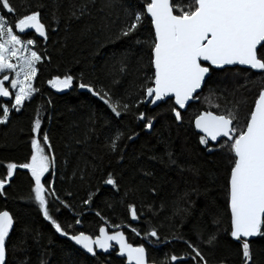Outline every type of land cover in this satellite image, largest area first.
Wrapping results in <instances>:
<instances>
[{
	"label": "trees",
	"instance_id": "trees-1",
	"mask_svg": "<svg viewBox=\"0 0 264 264\" xmlns=\"http://www.w3.org/2000/svg\"><path fill=\"white\" fill-rule=\"evenodd\" d=\"M56 2L60 7L55 20L53 0H11L16 11L0 13L14 26L17 18L42 4L41 20L48 33L47 41L33 30L22 34L23 39L37 41L33 48L45 59L38 64L33 81L38 91L25 101L21 111L12 109L8 121L0 124V178L6 175L7 163L20 164L30 158L31 124L39 109L38 139L42 142L47 133L52 149L49 154L54 156V167L45 173L42 183L46 188L51 183L59 198L71 206L64 208L49 197L50 213L65 230L95 236L104 224L109 230L123 229L130 243L145 246L147 260L153 264H167V257L173 254L184 258V264H195L185 240L200 248L207 264H243L241 243L229 235L227 179L231 153L224 146L225 139L216 144L208 142L211 151L200 145L201 134L196 132L193 120L202 111L221 114L239 102L234 121L239 131L264 88V73L239 66L214 68L186 109L180 110L183 120L177 123L170 114L169 103L155 107L136 103L141 98V85L152 73L150 43L154 33L150 18L132 40L109 39L110 34L118 32L120 21L116 12L109 15L108 11H100L102 0L89 4L90 14L79 20H68V0ZM142 2L124 0L125 6L133 9ZM189 2L171 0L174 13L179 14L175 11L177 6L186 7ZM121 58H125L126 71L114 72ZM66 74L74 77L72 88L57 91L48 85L53 76ZM80 82L97 90H109L113 101L128 103L130 110L117 117L99 97L80 89L77 86ZM13 96L0 97V107L11 108ZM140 111L156 116L149 132L135 118ZM117 132L123 133L119 143L123 151L112 153L107 145ZM129 136L133 138L129 140ZM43 147L48 151L47 145ZM168 151L173 153L175 164L169 162ZM109 173L118 187L104 183ZM31 186L30 174L18 168L5 185L4 195H0V210H8L14 217L6 240L9 264H16L25 256L30 264H39L41 258L46 264H125L113 252L86 255L68 237L56 233L38 206L28 199ZM90 194H93L91 202L83 204ZM129 204L136 209V220L128 212ZM78 218L81 228L75 223ZM26 227L31 230L27 251L17 252ZM152 229L157 231L156 237L147 235ZM210 233L217 236L212 246L204 242ZM249 243L250 264H264V234Z\"/></svg>",
	"mask_w": 264,
	"mask_h": 264
},
{
	"label": "snow or ice",
	"instance_id": "snow-or-ice-1",
	"mask_svg": "<svg viewBox=\"0 0 264 264\" xmlns=\"http://www.w3.org/2000/svg\"><path fill=\"white\" fill-rule=\"evenodd\" d=\"M94 0H68V20H79L89 15V4ZM53 19L57 18L60 5L53 0ZM39 5L37 10L28 11L10 24L6 15L0 14V97L13 96V91L5 86V81L11 80L10 88L14 90L11 108L7 105L0 107V124H5L12 109L21 111L25 101L33 98L38 91L33 81L38 74V64L45 57L34 50L37 41L33 38L23 39L26 30H33L38 37L48 40L47 26L41 20ZM12 14L16 11L11 0H0V13ZM100 11L117 13L120 27L117 33H112L109 39L132 40L150 18L151 30L154 33L150 43V67L152 73L145 83L141 85V98L137 105L148 103L170 104V114L177 123L182 122L181 109L193 97L198 89L202 88L206 76L215 69L225 65H243L249 70H258L264 73V0H190L186 7L175 9L170 0H143L135 9L125 6L124 0H102ZM122 14V18H121ZM107 28V25H105ZM140 41L137 40V43ZM15 61V62H13ZM119 67L114 72L126 71L125 58L118 61ZM5 73H14L11 77ZM48 85L57 91L70 89L74 85L72 75L53 76L47 81ZM80 89H87L111 109L117 117L121 112H128L130 105L119 100L113 101L107 89L97 90L91 84L80 82ZM239 102L232 108H227L221 114L201 112L195 117L194 126L202 135L199 144L208 148V142L218 138H226L224 146L231 153L230 173L227 179V207L230 211L231 230L229 235L241 243L243 264H250L251 251L248 238L264 234V88H261L255 99L254 106L246 117L244 126L238 131L234 125L237 119ZM136 120L143 123V128L151 130L156 116H149L140 111ZM146 121V122H145ZM41 130L39 109L37 116L31 124V155L24 163L6 164V175L0 178V195H4L5 185L10 183L14 170L26 169L31 176L32 186L28 197L34 202L44 220L50 222L52 228L61 236H66L87 253L96 255V250L108 252L115 242L119 246L118 255L127 257V264H146V249L143 245L133 246L125 239L124 233L114 231L109 234L104 226L99 228V235L95 237L83 231L69 233L50 213L49 197L55 198L64 208L71 206L60 199L53 185L45 186L42 177L49 169L54 167V156L46 154L43 145L48 146L52 152L47 133L43 141L38 139ZM137 135L133 133V136ZM133 136H129L131 140ZM123 133L117 132L107 145L112 153L122 152L119 143ZM211 151V148H208ZM169 162L175 164L173 153H167ZM122 158V157H121ZM155 159V157H151ZM105 184L113 188L118 187L111 173L108 174ZM47 193V195H46ZM93 194L83 200L87 205L91 202ZM59 208L56 209L58 213ZM179 211H187L180 209ZM128 212L136 220L137 212L134 205H128ZM98 216L99 212L96 213ZM77 225L81 224L76 219ZM14 226V217L8 210H0V264H9L6 238ZM69 228L72 225H68ZM114 227L119 228V225ZM218 227V225H217ZM31 230H23L17 252L27 251V237ZM133 232H139L133 228ZM148 236L158 235L155 229L147 233ZM182 239V238H181ZM217 240L215 233H210L204 241L212 246ZM190 250L191 260L195 264H207V260L200 248L192 242L185 240ZM179 261L184 264V258L173 254L167 257V264ZM16 264H30L29 258L24 257ZM39 264H46L41 258Z\"/></svg>",
	"mask_w": 264,
	"mask_h": 264
},
{
	"label": "water",
	"instance_id": "water-1",
	"mask_svg": "<svg viewBox=\"0 0 264 264\" xmlns=\"http://www.w3.org/2000/svg\"><path fill=\"white\" fill-rule=\"evenodd\" d=\"M170 2H171V0H170ZM175 14V13H174ZM29 30H31V29H29ZM38 36V35H37ZM41 38V37H40ZM226 66H239V67H245V68H247V66H243V65H225V66H223V67H226ZM222 67V68H223ZM221 69V68H220ZM254 71H256V72H260V71H258V70H254ZM208 76H209V74L206 76V79L208 78ZM206 79H205V81H206ZM205 81H204V83H205ZM204 83L202 84V86L204 85ZM201 89H198L197 90V92L196 93H194V95H193V97L186 103V107L188 106V104L193 100V98H194V96L200 91ZM146 104H147V102H146ZM150 105V107H155V106H157V105H151V104H149ZM254 106V105H253ZM186 107H185V109H186ZM185 109H181V111H184ZM202 112H209V111H202ZM211 112V111H210ZM214 113V112H213ZM214 114H216V113H214ZM194 120H195V118H194ZM194 120H193V125H194ZM194 128H195V126H194ZM195 130H196V132L197 133H199V134H201L202 135V133H200L199 132V130H197L196 128H195ZM148 132L150 131V130H147ZM221 139H226V138H218V141H220ZM209 142L210 143H212V144H216L217 142L216 141H211V140H209ZM78 219H80V218H78ZM101 226H104L105 227V229H106V231L109 233V234H111L112 232H114V231H121V232H123L124 233V236H125V239H126V241L128 242V243H130L129 241H128V238H127V235L125 234V232H124V230L123 229H115V230H109V227L107 226V225H101ZM77 227L78 228H81V224H79V225H77ZM12 230V229H11ZM11 230H10V232H11ZM97 235H99V231H98V234ZM96 236V235H95ZM95 236H93V237H95ZM256 237V236H255ZM252 238H254V237H250V238H248V240H250V239H252ZM233 239V238H232ZM6 240H7V238H6ZM79 250H81L83 253H85L86 255H89V256H94V255H92V254H90V253H87L84 249H82V248H80L78 245H76L73 241H71ZM239 242V241H238ZM112 245H113V247L112 248H110L109 250H108V252H104V251H102V250H99V249H97L96 250V254L97 253H101V254H103V255H108V254H110L112 251H114L115 250V256L116 257H118V258H122V259H124V261H125V264H127V257L126 256H120V255H118V252H119V246L118 245H116L115 244V242L114 241H112V242H110ZM130 244H132V243H130ZM133 246H138V245H142V244H138V245H134V244H132ZM144 246V245H143ZM145 247V246H144ZM146 249V248H145ZM145 260H146V264H153V263H149L148 262V260H147V251H146V254H145ZM100 264H108V263H106V262H102V263H100Z\"/></svg>",
	"mask_w": 264,
	"mask_h": 264
},
{
	"label": "rangeland",
	"instance_id": "rangeland-1",
	"mask_svg": "<svg viewBox=\"0 0 264 264\" xmlns=\"http://www.w3.org/2000/svg\"><path fill=\"white\" fill-rule=\"evenodd\" d=\"M13 62H15V61H13ZM6 74H8L10 77L12 76V75H14V73H6ZM10 84H11V80L9 79V81H8V86H6V87H9V89H10V91H13V93H14V90H11V88H10ZM45 152H46V154H48V155H50L49 154V152L45 149ZM111 227V226H110ZM112 229H115L114 227H111Z\"/></svg>",
	"mask_w": 264,
	"mask_h": 264
},
{
	"label": "flooded vegetation",
	"instance_id": "flooded-vegetation-1",
	"mask_svg": "<svg viewBox=\"0 0 264 264\" xmlns=\"http://www.w3.org/2000/svg\"><path fill=\"white\" fill-rule=\"evenodd\" d=\"M110 231H111V230H110ZM112 252L115 254V250H114V251H112ZM97 254H101V253H97ZM97 254H96V255H97ZM94 256H95V255H94Z\"/></svg>",
	"mask_w": 264,
	"mask_h": 264
}]
</instances>
